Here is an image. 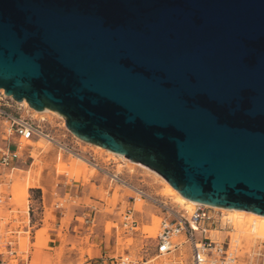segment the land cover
Instances as JSON below:
<instances>
[{"label":"water","instance_id":"1","mask_svg":"<svg viewBox=\"0 0 264 264\" xmlns=\"http://www.w3.org/2000/svg\"><path fill=\"white\" fill-rule=\"evenodd\" d=\"M0 88L189 200L264 215V0H0Z\"/></svg>","mask_w":264,"mask_h":264},{"label":"rangeland","instance_id":"2","mask_svg":"<svg viewBox=\"0 0 264 264\" xmlns=\"http://www.w3.org/2000/svg\"><path fill=\"white\" fill-rule=\"evenodd\" d=\"M15 113L40 125L55 140L34 137L26 143L10 177L11 211L0 209V215L13 218L11 224L19 226L22 249L30 245L38 220L44 217L60 219L69 236L65 239L60 234L59 251L54 256L46 255L43 264H98L120 255H128L138 264H190L186 243L172 253L156 256V236L163 216L187 215L194 208L187 210L179 204L172 187L160 175L75 137L62 115L37 113L24 105ZM7 127L0 118V146L7 137ZM114 174L123 182L112 179ZM28 184L32 186L27 188L25 198L18 200ZM0 190L5 191V185ZM250 222L257 223V233H264V221L246 216L242 223L237 222L245 230L242 233L235 225L233 230L230 222L221 232L209 234L229 244L236 255L235 264H264V240L253 237L247 226ZM49 229L47 224L35 231V237L41 235L36 245H46Z\"/></svg>","mask_w":264,"mask_h":264},{"label":"built area","instance_id":"3","mask_svg":"<svg viewBox=\"0 0 264 264\" xmlns=\"http://www.w3.org/2000/svg\"><path fill=\"white\" fill-rule=\"evenodd\" d=\"M10 99L11 103H8ZM13 108V109H12ZM15 109H21V104L13 101L0 91V118L7 122V137L0 146V209L6 207L11 211V193L8 191L12 171L15 164L25 152L26 143L34 137H49L40 125L30 119L17 116ZM13 145V146H12ZM131 215L126 216L129 220ZM13 218L0 215V264H25L26 257L18 250L17 235L19 226H13ZM130 223H133L131 220ZM230 221L225 218L223 211L203 203H197L187 214L163 216L160 230L156 236V256L174 252L186 243L190 252V264H235L236 255L229 250V244L214 240L209 235L211 231L224 230ZM27 229H23L26 232ZM144 264L146 262H143ZM98 264H138L128 255L110 258L108 262Z\"/></svg>","mask_w":264,"mask_h":264},{"label":"bare ground","instance_id":"4","mask_svg":"<svg viewBox=\"0 0 264 264\" xmlns=\"http://www.w3.org/2000/svg\"><path fill=\"white\" fill-rule=\"evenodd\" d=\"M0 91H2L3 93H4V90L2 89V88H0ZM9 98H11V97H9ZM18 104H21V105H24L25 107H27V108H30L29 107V105L27 104V102L23 99V100H21V101H19V102H17ZM30 109H32L34 112H37V113H44V112H52V113H54V114H59L58 112H56V111H53V110H50V109H47V108H45V109H43V110H41V111H37V110H34L33 108H30ZM60 115V114H59ZM48 141H50V142H55V140L52 138V137H45ZM57 144L59 145V143L57 142ZM94 145V144H93ZM63 146V145H62ZM94 146H97V147H100V148H103V147H101V146H99V145H94ZM104 150H106V151H108V152H111L113 155H116V156H118V157H120L121 159H124V160H128V161H130V162H133V163H136V164H139L140 166H143V167H145V168H147V169H149V170H151L150 168H148V167H146V166H144V165H142V164H140V163H137V162H134V161H131V160H129V159H127V158H125L122 154H118V153H115V152H113V151H110V150H108V149H105V148H103ZM74 153V152H73ZM75 154H77V153H75ZM77 155H79V154H77ZM81 157V156H80ZM79 157V158H80ZM82 159V158H81ZM89 164H92L95 168H98L97 167V165L95 164V163H91V162H89L86 158H84ZM82 162H85V161H83L82 160ZM86 163V162H85ZM151 171H153V170H151ZM153 172H155V171H153ZM156 173V172H155ZM157 174V173H156ZM159 175V174H158ZM161 177V176H160ZM162 178V177H161ZM112 179H115V180H119L121 183L123 182L121 179H119L115 174L113 175V177H112ZM167 184H169L164 178H162ZM124 184V183H123ZM128 185V184H127ZM170 185V184H169ZM30 186H32V185H27V187L26 188H24V190L22 191V192H20L19 194H18V200H21V199H23V198H25V195H26V191H27V188L28 187H30ZM171 186V185H170ZM132 187V186H131ZM172 187V186H171ZM132 189V188H131ZM136 189V188H135ZM172 189H173V191H174V193H175V195H176V201L179 203V204H182V205H184V207H185V209H187V210H191L197 203H200V202H196V201H192V200H189V199H187V198H185V197H183L175 188H173L172 187ZM135 191V190H134ZM203 204H205V203H203ZM205 205H210V204H205ZM210 206H213V207H215V208H219V209H221L223 212H225L224 213V215H225V218L226 219H228L230 222H231V224H232V229L234 230V225H235V228L236 227H238V229L239 230H237V231H241V233L242 232H244V231H242L241 230V228H242V226L241 225H239L237 222H239V223H242L243 222V218L244 217H246V216H248L250 219H253L254 221H256V220H260L261 222H263L264 221V215H262V214H257V213H254V212H252V211H247V210H243V209H235V208H225V207H219V206H214V205H210ZM237 221V222H236ZM256 222H250V223H248L247 224V226H248V228H249V231H250V233L253 235V237H258V238H261V239H263L264 240V233L263 234H259V233H257V226H256ZM241 227V228H240Z\"/></svg>","mask_w":264,"mask_h":264},{"label":"crops","instance_id":"5","mask_svg":"<svg viewBox=\"0 0 264 264\" xmlns=\"http://www.w3.org/2000/svg\"><path fill=\"white\" fill-rule=\"evenodd\" d=\"M42 203L44 202L42 201ZM1 209H6V207H2ZM38 221L39 223L37 225V228L32 233L31 239L29 240L30 245L27 247V249L21 248L20 239H19L20 232L17 235L18 250H20L23 253V255L26 257L25 264H43L46 255L54 256L59 251V245H61L62 243L61 236H65V239L68 238L69 236L67 233V226L64 225L63 227H61L62 223L60 219L58 221H52V220H46L44 217H41L39 218ZM47 224H50V229L46 233L47 234L46 245L45 246L36 245L40 243L41 235L40 233H37L35 237V231L45 227V225ZM60 228H62L61 231ZM65 247L66 244L63 245V250L65 249ZM18 264H24V263L19 262Z\"/></svg>","mask_w":264,"mask_h":264}]
</instances>
